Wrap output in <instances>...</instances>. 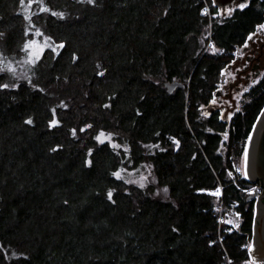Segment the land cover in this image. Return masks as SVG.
I'll list each match as a JSON object with an SVG mask.
<instances>
[{
  "label": "trees",
  "instance_id": "trees-1",
  "mask_svg": "<svg viewBox=\"0 0 264 264\" xmlns=\"http://www.w3.org/2000/svg\"><path fill=\"white\" fill-rule=\"evenodd\" d=\"M246 4L0 0V264H251L259 181L235 167L264 82L230 121L203 110L264 21V0ZM41 36L43 53L13 69ZM148 165L143 187L114 175ZM219 186L216 202L204 190ZM222 204L238 218L222 223Z\"/></svg>",
  "mask_w": 264,
  "mask_h": 264
},
{
  "label": "rangeland",
  "instance_id": "rangeland-1",
  "mask_svg": "<svg viewBox=\"0 0 264 264\" xmlns=\"http://www.w3.org/2000/svg\"><path fill=\"white\" fill-rule=\"evenodd\" d=\"M214 1V0H213ZM239 5L234 6L238 7ZM232 9V7H225V12H229ZM221 11L223 12V7L221 6ZM49 40H47L45 37L41 38H34L30 41H28L26 43V45H31V47L26 48L25 45V50L27 51V55H24L23 57H18V56H10L8 57V63L9 65L15 69L16 66H20L22 68H28V66L30 64H32L33 62L31 60H33L34 58H38L43 51L45 50V46L49 45L50 43H48ZM216 50V49H214ZM24 72V71H21ZM226 72V69H223L222 73L224 74ZM221 73L220 75V82L218 85V88L216 91H225V90H230V94H220L217 96H214L213 99L211 100V103L209 105H206L203 110L204 113L207 115L210 111V108H217L220 111V115L221 117H223L224 119H226L227 121H230L232 118V115H234V113L237 111V109H239L242 104L243 101L246 98L247 93V89L249 88V86H251L252 83H254V81L248 82L246 87L242 90H237V88L233 87L232 89H228L227 87H225L224 84H222V76L223 74ZM221 83V84H220ZM226 93V92H224ZM215 101V102H214ZM106 136L110 135L111 139L109 140L111 143H114L115 145H118L119 147L121 145H123L119 139H117V137H115L113 134L109 133V132H103ZM227 136V135H225ZM225 142L227 141V139L224 140ZM126 148H128L127 145H123ZM227 144L224 143L222 145V149L226 150ZM245 151L242 155V157L240 158V163L235 167V171H236V175H239L240 177H246L243 173V165H244V161H245ZM117 172L120 173V177L125 178L126 180L130 181V182H135L138 184H146L148 182H152L155 179V176L153 174V171L151 169V166H147V167H142V168H136V169H129V168H124V169H120ZM116 172V173H117ZM247 178V177H246ZM251 189V190H250ZM248 192H257L260 190V185L259 184H255V186L253 188H250ZM216 202H219V199L216 198L215 199ZM219 204V203H218ZM220 207V205H219ZM219 213L222 216V223L224 222V220L226 219L225 216L228 215V211L225 210L224 206H221L219 208ZM220 216V217H221ZM229 216V215H228Z\"/></svg>",
  "mask_w": 264,
  "mask_h": 264
},
{
  "label": "water",
  "instance_id": "water-1",
  "mask_svg": "<svg viewBox=\"0 0 264 264\" xmlns=\"http://www.w3.org/2000/svg\"><path fill=\"white\" fill-rule=\"evenodd\" d=\"M242 1L244 0H215V3L223 6V12H225L227 4ZM176 86L177 82L171 83L169 85L170 90ZM243 173L250 181L261 182L260 190L252 194L255 200V213L253 236L249 250L251 264H264V107L247 139Z\"/></svg>",
  "mask_w": 264,
  "mask_h": 264
},
{
  "label": "flooded vegetation",
  "instance_id": "flooded-vegetation-1",
  "mask_svg": "<svg viewBox=\"0 0 264 264\" xmlns=\"http://www.w3.org/2000/svg\"><path fill=\"white\" fill-rule=\"evenodd\" d=\"M249 1L250 0H244L240 3L233 2L232 4H227L225 7L234 8L236 5L247 3ZM261 25H264V21L249 35V37L251 36L252 38L249 39L248 37L245 44L237 48L235 57L224 68L226 69V72L224 74L221 72L223 74L221 78L222 84L228 89L235 87L237 90H242L246 87L248 82L254 81V83H252L247 89L248 94L245 98L247 100H249L248 98L252 94L250 93L251 90L257 84L264 82V30L260 29ZM229 92L230 90L216 91L214 96H220V94L229 95ZM216 112H220L219 109L210 108L208 114ZM249 198L252 199V195H250ZM236 214H238V211L234 208L230 209L228 212L229 217L237 219L238 217H236Z\"/></svg>",
  "mask_w": 264,
  "mask_h": 264
},
{
  "label": "snow or ice",
  "instance_id": "snow-or-ice-1",
  "mask_svg": "<svg viewBox=\"0 0 264 264\" xmlns=\"http://www.w3.org/2000/svg\"><path fill=\"white\" fill-rule=\"evenodd\" d=\"M87 2L89 3V4H92V3H94L95 2V0H87ZM21 3L23 4L24 3V0H21ZM247 6V4L246 3H241L240 5H239V7L242 9V8H244V7H246ZM45 11H47V9H44ZM53 15H57L56 13H52ZM204 14H207V11L205 10V13ZM62 15V14H61ZM260 29L261 30H264V25H261L260 26ZM252 37L250 36L249 37V39H251ZM28 47H31V45H26V48H28ZM60 47H63V45H60ZM101 75H103V73H101ZM8 87V85H0V88H7ZM215 102V101H214ZM105 107H108V105H105ZM26 123H28V124H31L32 123V121L29 119L28 121H26ZM58 124H59V121L58 120H56V119H52L51 121H50V127H56V126H58ZM89 127H91V125H89ZM81 131H83V129H81ZM75 134H76V132H75V130H73V135L75 136ZM96 139H97V141L98 142H100L101 144H103L105 141H109L110 139H111V136L110 135H108V136H106L103 132H101L97 137H96ZM225 139H227V136H225ZM177 143V146H179V142L177 141L176 142ZM113 147H119L118 145H112ZM56 150H58L57 148H54L53 149V151H56ZM89 155H91V153H89ZM247 159V158H246ZM89 164L91 163V161H89L88 162ZM114 175L119 179L120 178V173L119 172H117V173H114ZM141 187H143V184L141 183V185H140ZM165 191H167V189H165ZM213 195H216V196H219L220 195V191L219 190H217L215 193H212ZM108 198L111 200V198H112V193L111 192H109L108 193Z\"/></svg>",
  "mask_w": 264,
  "mask_h": 264
},
{
  "label": "built area",
  "instance_id": "built-area-1",
  "mask_svg": "<svg viewBox=\"0 0 264 264\" xmlns=\"http://www.w3.org/2000/svg\"><path fill=\"white\" fill-rule=\"evenodd\" d=\"M259 185H260V188H261V182H259ZM217 190H219L220 191V195L219 196H216V197H218V198H221V196H222V194H223V186H219L218 188H216V189H206V190H204L205 192H207V193H210V194H212V193H215ZM213 195V194H212ZM222 206H223V204H222ZM220 221H222V216L220 217Z\"/></svg>",
  "mask_w": 264,
  "mask_h": 264
},
{
  "label": "bare ground",
  "instance_id": "bare-ground-1",
  "mask_svg": "<svg viewBox=\"0 0 264 264\" xmlns=\"http://www.w3.org/2000/svg\"><path fill=\"white\" fill-rule=\"evenodd\" d=\"M245 155V154H244ZM222 185V184H221ZM224 188V187H223ZM219 199V198H218ZM248 205V204H247ZM234 228V227H233Z\"/></svg>",
  "mask_w": 264,
  "mask_h": 264
}]
</instances>
